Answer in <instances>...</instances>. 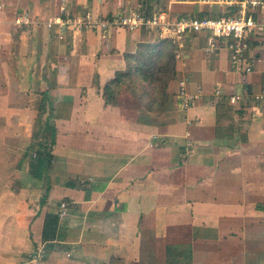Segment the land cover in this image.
Listing matches in <instances>:
<instances>
[{
    "label": "crops",
    "instance_id": "crops-1",
    "mask_svg": "<svg viewBox=\"0 0 264 264\" xmlns=\"http://www.w3.org/2000/svg\"><path fill=\"white\" fill-rule=\"evenodd\" d=\"M135 9L243 10L264 23V0H0V171L20 181L12 210L30 232L25 264H264V33L245 36L240 57L226 39L186 34L164 110L127 90L110 105L103 88L142 31L70 28L60 38L47 23ZM181 83L194 97L186 109ZM43 99L55 137L48 178L37 180L26 155ZM50 214L58 221L44 238Z\"/></svg>",
    "mask_w": 264,
    "mask_h": 264
},
{
    "label": "trees",
    "instance_id": "trees-1",
    "mask_svg": "<svg viewBox=\"0 0 264 264\" xmlns=\"http://www.w3.org/2000/svg\"><path fill=\"white\" fill-rule=\"evenodd\" d=\"M181 17V16H180ZM142 40L131 53L124 54L125 69L115 73L103 88V97L107 104L116 105L117 98L124 90L129 91L149 111L164 110L168 100L167 88L176 77V52L178 44L171 38L148 39L150 34L142 29ZM46 104L43 99L38 107L37 118L34 122L31 143L28 154V174L37 180L48 178L52 166V147L54 144L55 127L51 120L42 121ZM14 176V175H13ZM14 183L10 186L13 193L20 188L19 179L14 176ZM48 185H43L40 205L46 199ZM58 218L50 214L46 216L44 238L57 225ZM54 227V228H53ZM50 233H52L50 231Z\"/></svg>",
    "mask_w": 264,
    "mask_h": 264
},
{
    "label": "built area",
    "instance_id": "built-area-1",
    "mask_svg": "<svg viewBox=\"0 0 264 264\" xmlns=\"http://www.w3.org/2000/svg\"><path fill=\"white\" fill-rule=\"evenodd\" d=\"M54 24L59 25L61 28L60 38L64 29L81 30L97 26L101 28L119 26L127 30L145 29L154 33L158 39L171 38L175 41L185 34L204 33L216 39H226L225 46L239 57L243 52L241 40L245 36L254 33L256 30L264 33V23H258L250 14L247 15L243 10L237 16L211 18L197 16L170 17L164 13L148 15L135 9L125 11L111 19H96L90 14H85L79 18L68 17L65 20L56 18L49 21L47 27L50 28ZM179 95L181 97V106L186 109L194 97L187 93L183 83H181ZM263 95L264 91H261V94L257 95L256 99L262 98ZM63 215L64 213L60 214V216Z\"/></svg>",
    "mask_w": 264,
    "mask_h": 264
},
{
    "label": "rangeland",
    "instance_id": "rangeland-1",
    "mask_svg": "<svg viewBox=\"0 0 264 264\" xmlns=\"http://www.w3.org/2000/svg\"><path fill=\"white\" fill-rule=\"evenodd\" d=\"M8 172L5 174L3 170L0 171V264H25L23 255L28 253L31 245L25 250L22 241L28 240L30 232L27 234L26 227L23 228V233L21 232L20 227L24 220L20 209L17 208L18 213L12 210L14 206L19 207L20 199L18 200L10 189L15 177L11 175L12 170ZM24 225L26 226V223ZM31 236L32 232L29 235L30 240ZM34 263L36 262L33 261Z\"/></svg>",
    "mask_w": 264,
    "mask_h": 264
}]
</instances>
